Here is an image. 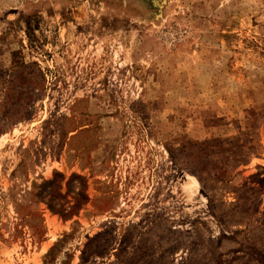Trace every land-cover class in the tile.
<instances>
[{
  "label": "rangeland",
  "instance_id": "rangeland-1",
  "mask_svg": "<svg viewBox=\"0 0 264 264\" xmlns=\"http://www.w3.org/2000/svg\"><path fill=\"white\" fill-rule=\"evenodd\" d=\"M0 264H264V0H0Z\"/></svg>",
  "mask_w": 264,
  "mask_h": 264
}]
</instances>
